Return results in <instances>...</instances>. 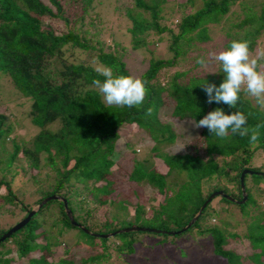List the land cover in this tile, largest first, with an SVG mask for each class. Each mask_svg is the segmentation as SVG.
Wrapping results in <instances>:
<instances>
[{
  "label": "trees",
  "instance_id": "1",
  "mask_svg": "<svg viewBox=\"0 0 264 264\" xmlns=\"http://www.w3.org/2000/svg\"><path fill=\"white\" fill-rule=\"evenodd\" d=\"M105 1L0 0V72L29 100L27 117L37 128L29 140L24 139L17 134L20 121L8 106L1 107L0 206L8 208L0 213V237L26 217L32 204L51 195L62 197L73 220L91 232L70 222L61 200L48 199L25 225L0 241V264H114L112 254L114 260L120 256L128 259L141 255V245L176 246L190 235L207 238L212 254L224 264H264V162L254 164L255 157L264 152V128L259 141L252 143L238 134L229 132L221 139L207 128L196 127L197 132L182 149L161 151V146L175 140L174 124L185 119L196 123L217 107L229 114L243 112L250 129L264 123V111L243 92L236 108L208 103L203 83L219 86L225 78L218 64L213 72L196 74L184 69L165 75L190 50L211 39L214 25L225 38L223 50L233 40H245L253 54L264 30V0H202V6L189 11L187 5H193V0H184L168 12V0H127L123 7L115 4L111 12L117 11L128 21L131 49H147L150 42L167 39L171 53L167 58H149L139 76L146 82V99L142 106L131 108L107 106L93 84L94 79L105 78L89 63L69 61L65 56L68 47L77 48L110 66L114 75H131L121 42L106 41L101 10H96V5ZM237 1L240 14L236 21L228 22L230 8ZM104 5V9L110 7V3ZM161 76L165 79L162 84ZM166 107H170V121L159 115ZM53 123L58 126L49 128ZM124 127H135L134 132L150 139V151L160 163L133 158L129 171L114 168ZM127 148L134 156L137 149L130 144ZM245 169L262 174L244 175V202L227 199L224 195L242 199L240 175ZM126 181L130 187L125 190L136 197L131 214L118 192ZM24 183L34 185L33 189H20ZM142 190L153 195L145 197ZM215 191L224 195L211 198L181 230ZM156 194L160 198L154 203ZM114 204L112 211H102ZM51 216L54 220L48 225ZM233 224L243 227L246 252L229 247L238 233L224 231L221 225ZM130 226L175 233L137 229L102 236ZM63 229L76 231L77 242L84 248L79 258L73 253L66 255L69 249L55 258L56 248L63 243L58 239ZM143 233L160 239L148 241ZM188 255L180 249L183 262Z\"/></svg>",
  "mask_w": 264,
  "mask_h": 264
},
{
  "label": "rangeland",
  "instance_id": "2",
  "mask_svg": "<svg viewBox=\"0 0 264 264\" xmlns=\"http://www.w3.org/2000/svg\"><path fill=\"white\" fill-rule=\"evenodd\" d=\"M184 0H168L166 3V11L168 12L171 6L176 5L175 3L183 2ZM127 0H119V2L115 0H106L101 6L96 5V10L100 9L101 13L100 16L103 20V25L107 30L106 34V41L111 43L113 40L121 42V46L124 48V61L126 66L128 67L132 76L139 77L140 74L147 68L148 60L151 56L155 58H167L171 56V53L167 50L168 48V40L164 39V41H156L150 42L147 45V49H140V50H133L130 46V39L129 34L126 32V26L128 25V21L126 18L121 17L118 15L117 11L111 12V9H114L115 4L125 6L127 4ZM110 7L104 9L106 6L104 4H109ZM188 8L186 11L192 10L194 8H198L202 6V0H193V5L188 3ZM186 6V7H187ZM176 7V6H175ZM121 8V7H120ZM122 9V8H121ZM239 5L238 1L236 4L231 6L230 8V15L227 17V21H236V16L240 14L239 12ZM119 12V11H118ZM225 20V18H224ZM211 39L199 43V47L190 50L186 58L178 64H176L171 69H167L165 75L172 74L176 70H189L191 69L193 73L196 74H203L205 72H213L216 69L217 64L215 62H211L207 65V67L201 66L200 64L196 63L200 57H204L205 59L208 58L209 53L211 52H219L223 50V41L225 38L222 35V32L219 30V27L215 25L211 27V31L209 32ZM155 36L152 35V39L155 40ZM257 46L255 47L253 56H261L264 54V30L262 34L257 39ZM121 46L119 45V50H122ZM150 51V53H149ZM65 56L69 61L79 62L85 61L93 66V62L99 65L100 63L95 59V57H91L89 52L83 51L77 48H70L66 49ZM259 70L264 71V62L259 60ZM162 78V76H161ZM161 84L165 82V79L162 78ZM245 96L249 97L253 103H255V99L246 93ZM8 106L11 110L12 115L14 118L20 121V127L17 128V134H20L24 139L29 140L36 132L37 128L31 124L27 117V112L29 109V100L25 97H22L18 94V91L14 88L13 85L8 80V77L0 72V109L1 107ZM170 111V107L163 108L159 111L160 117L165 121H170L167 117ZM58 126L57 123L49 124V128H56ZM175 131L177 133L175 140L173 143L161 146V151L174 153L179 151L185 146L186 140L192 138V136L197 132V128L195 124L189 120L185 119L178 124H174ZM134 128L124 127L121 130V138L117 142V162L114 168H121V171L130 170V166L132 163L133 158H148L151 161H155L156 164L160 163L159 160L154 159L150 149L153 145V142L148 139L144 134L139 132H134ZM144 135V136H143ZM129 142V143H128ZM127 144L133 146V148L137 149L135 155L133 156L131 151L127 148ZM139 148V150H138ZM9 149V147H7ZM6 149V150H7ZM264 162V152L257 157H255L254 164L259 165ZM150 168V165H147ZM115 171V170H114ZM44 174V172H43ZM52 172L50 173L49 177L51 176ZM125 183V184H124ZM122 183V187L118 192L120 193V197L125 198V205L127 206L128 211L130 214L132 213V204L136 202V197L133 195L130 190H125L127 186H129V182L126 181ZM34 185L30 183H24L21 185L20 189L32 190ZM130 187V186H129ZM124 192H122V191ZM122 192V194H121ZM2 193V191H0ZM143 196H151L152 193L149 194L147 191L142 190L140 192ZM155 201L160 198L158 194L154 195ZM25 200H29V197L26 196ZM1 201V197H0ZM1 203V202H0ZM32 206H36V204H32ZM31 206V207H32ZM116 204L112 205L110 208L105 206L103 210L112 211ZM7 205L0 206V213L7 212ZM100 213L102 211L98 210ZM124 212V211H123ZM125 212V213H126ZM124 217L126 215L124 214ZM54 220V217L51 216L48 219V225ZM8 222L11 219H7ZM214 222V220H211ZM221 228L224 231H235L238 233V236L233 240V242L229 243V247H235L240 252H246L247 250V240L242 237L243 227L233 224L232 226L229 225H221ZM144 237L148 241H157L160 239L157 235H150L147 233H143ZM55 235V234H54ZM146 235V236H145ZM188 237V236H187ZM58 239L62 240V245L56 248V252L54 254L55 258L64 255V249H69V252L66 255H71L73 253L74 257H78L81 254L80 251L83 250V246L78 244L76 231L73 229H63L62 235H58ZM43 241V240H41ZM176 246H168L163 245H153L151 246H142V253L141 255H133L132 258L123 259V256H120L117 260H114V254L111 255V260H113L114 264H224L225 261L219 257H216L211 252V244L207 238H201L198 235L189 236L188 238L180 239L178 242L175 243ZM185 249V251L189 253V255L185 258V262L182 261L181 257L179 256L180 249ZM188 249V250H187ZM125 256V255H124ZM20 264H27L26 261L21 262Z\"/></svg>",
  "mask_w": 264,
  "mask_h": 264
},
{
  "label": "clouds",
  "instance_id": "3",
  "mask_svg": "<svg viewBox=\"0 0 264 264\" xmlns=\"http://www.w3.org/2000/svg\"><path fill=\"white\" fill-rule=\"evenodd\" d=\"M261 56H253L249 43L245 40H233L230 47L217 52H211L208 58L200 57L197 63L207 67L215 62L225 74L222 83H203L204 91L208 97V103H223L231 108H236L241 93L253 97L260 109L264 111V71L259 70ZM93 70L105 79H94L93 84L107 106L140 107L147 96L146 82L132 75H114L110 66L95 64ZM151 108L147 114H151ZM248 117L241 111L226 113L223 108L217 107L208 112L195 124L197 128H207L209 132L218 138H226L229 132L241 137H248L250 142L256 143L260 138V129L264 123H258L253 128L247 126Z\"/></svg>",
  "mask_w": 264,
  "mask_h": 264
},
{
  "label": "water",
  "instance_id": "4",
  "mask_svg": "<svg viewBox=\"0 0 264 264\" xmlns=\"http://www.w3.org/2000/svg\"><path fill=\"white\" fill-rule=\"evenodd\" d=\"M248 173H256V174H262L261 172H256V171H252L249 169H245L242 171L241 175H240V184H241V192H242V199L241 200H235L230 196L224 195L221 191H215L213 193H211L209 195V197L207 198V200L201 205L200 210L193 216V218L187 223V225H185L181 230H184L185 228H187L195 219L196 217L199 215V212L201 211V209L205 206V204L210 201L211 198H213L215 195H224L227 199L234 201V202H238V203H242L244 202V200L246 199V194L244 191V186H243V177L244 175ZM48 199H59L63 202L64 204V210L66 215L68 216L70 222L76 226H79L83 231H85L86 233L91 234V232L89 230H87L86 228H84L83 226L77 224L74 220L73 217L71 215L70 210L67 208L65 200L60 197V196H56V195H51L45 199H43L41 202H39L38 204H36V206H32L31 209L28 211L27 215L25 218L21 219L18 223L14 224L6 233H4L1 237H0V241H2L3 239H5L6 237H8L12 232H14L15 230L19 229L20 227H22L23 225H25L28 221V219L36 212V210L43 204L45 203ZM137 229H142V230H148V231H155V232H167L169 234H174L175 231H164V230H157V229H153V228H143V227H137V226H130V227H126V228H121L119 230H116L112 233H108V234H102V236H109L113 233L116 232H122V231H128V230H137Z\"/></svg>",
  "mask_w": 264,
  "mask_h": 264
}]
</instances>
